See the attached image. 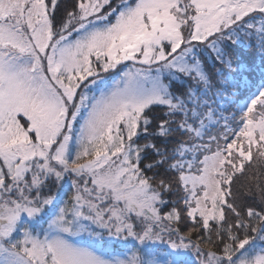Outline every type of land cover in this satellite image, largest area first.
Wrapping results in <instances>:
<instances>
[{"label":"snow or ice","instance_id":"6c2138e0","mask_svg":"<svg viewBox=\"0 0 264 264\" xmlns=\"http://www.w3.org/2000/svg\"><path fill=\"white\" fill-rule=\"evenodd\" d=\"M59 7L0 0V264H264V0Z\"/></svg>","mask_w":264,"mask_h":264},{"label":"trees","instance_id":"16d2710c","mask_svg":"<svg viewBox=\"0 0 264 264\" xmlns=\"http://www.w3.org/2000/svg\"><path fill=\"white\" fill-rule=\"evenodd\" d=\"M74 2H75V0H58V3L60 5L59 10H58V17L63 13L64 7L71 6ZM256 64L257 65L259 64V59L256 60ZM247 80H248L249 84H252V83L258 84L260 82L259 70L257 69L256 72H254L252 75L248 76ZM241 92H242V94L239 96L238 102H243V100L245 99V97L247 95L246 89H244ZM155 111L158 113L160 111V109H155Z\"/></svg>","mask_w":264,"mask_h":264},{"label":"rangeland","instance_id":"374dc122","mask_svg":"<svg viewBox=\"0 0 264 264\" xmlns=\"http://www.w3.org/2000/svg\"><path fill=\"white\" fill-rule=\"evenodd\" d=\"M257 59H259V58L257 57L256 60ZM123 63L125 65H127V66H131L133 62L132 61H126V62H123ZM119 67L120 66H118V68ZM116 78H118V77H116ZM243 90L244 89L242 88L241 91H243ZM59 191L61 192V194L67 192L69 195H71L72 189H71V185H70L68 180H65V181L62 182V185H61Z\"/></svg>","mask_w":264,"mask_h":264}]
</instances>
